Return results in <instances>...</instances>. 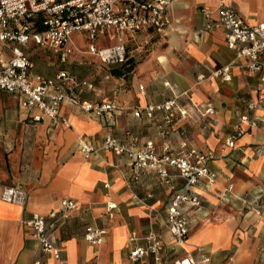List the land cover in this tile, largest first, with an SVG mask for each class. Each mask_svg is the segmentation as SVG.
Returning <instances> with one entry per match:
<instances>
[{
  "label": "crops",
  "instance_id": "0c3cea01",
  "mask_svg": "<svg viewBox=\"0 0 264 264\" xmlns=\"http://www.w3.org/2000/svg\"><path fill=\"white\" fill-rule=\"evenodd\" d=\"M222 1L248 22L264 23V0H175L165 32L143 30L127 38L130 57V46L141 36H158L162 42L147 61L138 64L129 81L120 78V93L109 98L122 108L114 115L100 119L65 102L58 119L34 122L36 111L0 89V264H60L42 250L33 229L21 221L59 211L65 198L74 199L77 208L54 233L64 264H132L131 237L137 235L135 244L142 243L151 233L166 245L163 264L198 257L201 251L211 258L209 264L231 259L233 264H264V125L236 137L240 126L247 127L242 116L249 113L251 101L263 98L256 112L264 121V84L243 69L245 59L237 58L223 30L206 29L209 19L204 10H211L212 19H217ZM78 39L79 48L86 51L85 38L77 34ZM99 42L105 47L115 44V39L103 37ZM78 52L68 63L76 60ZM226 65H231L229 79L212 75ZM60 69L47 74L34 68V73L54 77ZM88 82L91 86L81 93L83 99H106L92 98L94 85ZM183 93L188 97L181 96L180 102L190 114L170 126L168 139L174 149L186 141L213 153L210 165L217 178L212 185L203 182L196 187L203 205L190 211V237L181 246L169 232L167 213L171 195L184 180L176 177L167 183L154 171L138 173L128 156L101 147L108 134L124 139L132 132L160 148L164 141L160 122L138 118L134 110ZM232 138L234 146L228 144ZM81 140L98 152L86 157L79 148ZM5 186L24 188L26 205L3 200ZM112 203L117 208L111 216ZM88 226L106 229L104 242L88 241Z\"/></svg>",
  "mask_w": 264,
  "mask_h": 264
},
{
  "label": "built area",
  "instance_id": "2783aa9c",
  "mask_svg": "<svg viewBox=\"0 0 264 264\" xmlns=\"http://www.w3.org/2000/svg\"><path fill=\"white\" fill-rule=\"evenodd\" d=\"M175 0H0V89L21 98L23 106L36 111L34 122L58 119L61 106L70 102L84 112L103 119L107 115L119 113L122 108L114 99L91 101L83 99L81 93L91 86L86 80H76L69 70L61 68L54 77L34 73L35 64L26 49L31 41L53 52L60 64L65 65L76 51H82L76 35H82L87 42V53L98 56L108 65L126 61L127 38L136 33L156 31L163 33L171 24V8ZM209 19L207 30H223L227 44L236 50L237 58L245 59L241 65L249 74H256L264 84V23L252 24L245 20L236 9L222 1L218 8V18L212 19L213 12L204 10ZM42 27L40 30L38 27ZM103 37L115 39V44L99 46ZM36 48V47H32ZM231 65L214 71V77L229 79ZM204 78V77H200ZM72 82V86H70ZM183 93L160 103H149L134 110L136 117L157 120L161 125L163 143L159 148L155 141H142L132 132L122 139L108 134L102 149L118 155H126L139 173L143 170L156 172L167 183L173 178L184 180L182 188L174 192L168 203L167 225L175 241L183 246L188 242L192 228L190 211L203 205L202 193L196 187L206 182L215 183L217 173L211 168L215 158L211 152L192 147L186 141L178 149L172 148L168 139L170 126L179 118H187L189 108L180 102ZM263 98L249 103V113L242 116L237 136L259 126L261 121L257 109ZM194 104V103H192ZM211 111V108L208 109ZM65 123L68 122L65 120ZM235 138L228 141L235 145ZM80 151L90 157L98 152L91 143L81 140ZM176 170L177 173H173ZM231 189V188H230ZM5 201L25 206L27 192L18 186H5L1 191ZM109 213L117 208L109 205ZM77 208L72 198H65L59 211L44 216L35 214L31 219H23L21 224L33 229L44 252L52 253L64 264L61 249L54 241V233L68 219L69 213ZM112 216V213L110 214ZM53 219V222H50ZM107 230L94 226L86 227L85 237L94 244L104 242ZM137 235L131 237L134 246L130 252L132 264H163L166 245L155 233L136 243ZM211 258L201 251L200 256H184L173 260L172 264H209ZM225 264H233L232 259Z\"/></svg>",
  "mask_w": 264,
  "mask_h": 264
},
{
  "label": "rangeland",
  "instance_id": "374dc122",
  "mask_svg": "<svg viewBox=\"0 0 264 264\" xmlns=\"http://www.w3.org/2000/svg\"><path fill=\"white\" fill-rule=\"evenodd\" d=\"M77 41L80 42V39ZM161 42L162 39L158 36L149 37L145 35L138 38L129 48L133 64L124 66L122 76L115 74L114 71L117 67L108 65L85 51H79L76 54V60L62 65L53 52L44 49L42 46H35L33 41H31L29 48L26 50L38 70L51 74L57 72L61 67H65L76 78L93 83L94 90L90 94L92 98H113L120 93V78L129 81L138 64L147 61L150 54L160 47ZM134 51L136 52L135 54ZM130 67H132L131 70H129ZM6 102L8 101L6 100Z\"/></svg>",
  "mask_w": 264,
  "mask_h": 264
},
{
  "label": "trees",
  "instance_id": "16d2710c",
  "mask_svg": "<svg viewBox=\"0 0 264 264\" xmlns=\"http://www.w3.org/2000/svg\"><path fill=\"white\" fill-rule=\"evenodd\" d=\"M42 27H38V29L40 30ZM128 57H127V59H126V61L125 62H123V63H120V64H115V65H111V66H113V67H117L116 69H115V74L116 75H118V76H122L123 75V68H124V66H126V65H129V64H133V59L129 56V54L127 55ZM132 69V67H130V69L129 70H131Z\"/></svg>",
  "mask_w": 264,
  "mask_h": 264
},
{
  "label": "bare ground",
  "instance_id": "6f19581e",
  "mask_svg": "<svg viewBox=\"0 0 264 264\" xmlns=\"http://www.w3.org/2000/svg\"><path fill=\"white\" fill-rule=\"evenodd\" d=\"M161 60H162L163 63H166L167 62V58L166 57H162ZM112 204H114V203H112Z\"/></svg>",
  "mask_w": 264,
  "mask_h": 264
}]
</instances>
